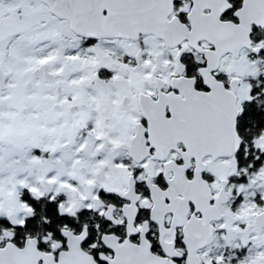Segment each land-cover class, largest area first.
Listing matches in <instances>:
<instances>
[{"label": "snow or ice", "instance_id": "obj_1", "mask_svg": "<svg viewBox=\"0 0 264 264\" xmlns=\"http://www.w3.org/2000/svg\"><path fill=\"white\" fill-rule=\"evenodd\" d=\"M0 264H264V0H0Z\"/></svg>", "mask_w": 264, "mask_h": 264}]
</instances>
